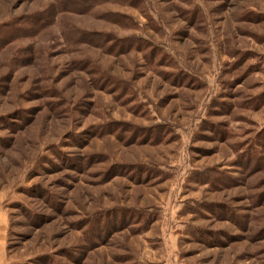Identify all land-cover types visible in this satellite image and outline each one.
Masks as SVG:
<instances>
[{
  "label": "rangeland",
  "instance_id": "374dc122",
  "mask_svg": "<svg viewBox=\"0 0 264 264\" xmlns=\"http://www.w3.org/2000/svg\"><path fill=\"white\" fill-rule=\"evenodd\" d=\"M0 264H264V0H0Z\"/></svg>",
  "mask_w": 264,
  "mask_h": 264
}]
</instances>
